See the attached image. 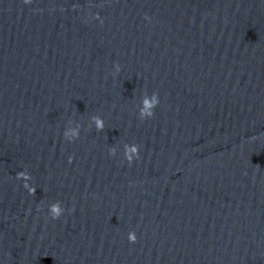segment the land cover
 I'll use <instances>...</instances> for the list:
<instances>
[{
	"label": "clouds",
	"instance_id": "obj_1",
	"mask_svg": "<svg viewBox=\"0 0 264 264\" xmlns=\"http://www.w3.org/2000/svg\"><path fill=\"white\" fill-rule=\"evenodd\" d=\"M29 0H24V3H28ZM129 241L132 242V243H135L136 242V237L135 235H130L129 236Z\"/></svg>",
	"mask_w": 264,
	"mask_h": 264
}]
</instances>
